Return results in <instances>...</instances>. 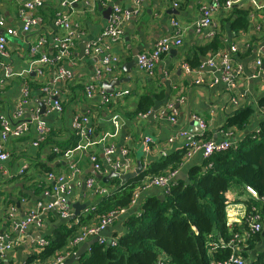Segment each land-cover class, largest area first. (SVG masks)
Returning <instances> with one entry per match:
<instances>
[{"label":"crops","instance_id":"1","mask_svg":"<svg viewBox=\"0 0 264 264\" xmlns=\"http://www.w3.org/2000/svg\"><path fill=\"white\" fill-rule=\"evenodd\" d=\"M88 1L93 6L91 10L87 9L84 0L77 2L75 0H45L44 6L37 11H26L20 14V4L17 0H0V13L5 20L4 26L0 27V33L6 27L20 30L23 18L30 15H37L43 20L40 26L32 27L29 32L8 38V55L3 62L14 71L20 70L24 65L28 51L27 43L41 36L46 38L47 53L50 56L55 54L54 39L51 36L62 31L53 23L57 12L70 14L72 20L83 30V35L76 40L72 50L73 60L71 63L64 62V65L71 69L72 75L68 81H53L47 74L42 79L34 74L29 76L30 94L27 103L23 105V119H29L35 109L40 110V104H45L46 94L41 90L45 84L49 90L56 93L63 105L60 113L49 112L46 109V112L40 116L50 129L45 141L38 146H33L35 134L31 129L25 136L17 139L10 138L5 143V149L10 154V158L0 161V237L7 236L10 240H15V244L6 253L1 264H24L27 257L39 249L38 240L43 239L45 235H50L52 229L63 222L55 212L45 211L40 216V226L32 224L22 233L11 228L12 222L7 216L9 207L14 206V218L17 222L24 218L35 200L43 199L41 195L43 189L41 191L36 189L45 186L44 183H40L46 181L47 172L34 166L36 163L49 166L51 171L48 172L66 177V185L70 190L68 197L71 202L81 199L82 202L91 200L92 204L100 196L93 194L87 187L84 190L82 183L93 175L90 172L92 166L89 159L90 153L97 154L98 160L104 164L103 146L114 145L118 152L120 148L126 149L131 171L136 168L137 161L141 162L143 170L150 161L161 157L162 151L169 153L182 149L185 140L182 132L192 133L200 140L237 141L246 133L257 131L262 120L256 114V108L257 100L264 94V70L255 66L254 61L260 52H264V0H238L236 6L249 12L248 29L232 33L227 30L228 23H225V31L221 32L224 46L219 50L228 49L232 44L238 47L232 54V58L242 67V74L237 79L235 89H231L222 80L219 69L194 67L195 71L203 77L202 84H195L192 79L185 76L182 70V63L192 56L194 48L208 42L215 33L220 32L221 21L230 14V11L219 10L214 15L213 24L197 33L194 30V23L200 17V6L210 0H184L178 8H173L169 0H139V15L135 19L129 16L124 24L120 40L104 48L101 54L93 55L84 52V55H81L79 45L83 40L87 43L101 33L110 19L111 11L108 9L112 3H118L127 11L134 9L132 0H112L110 3H103L102 0ZM173 18L179 21L183 30L182 45L172 48L174 52L171 49L163 54L152 76H148L136 68L135 56L141 51L151 50L159 37L171 34ZM108 53L119 56V63L114 69L112 78H128L127 81L115 87V90L128 89L129 94L118 100L110 99L104 103L101 102L100 91L102 90L106 96L111 95H108L98 84L93 70L99 59ZM205 56L206 54L200 61ZM127 62L133 63L128 72L124 68ZM20 82V78H14L5 88H0V115L5 117L11 115L19 95ZM87 84L94 87L92 98H87L85 95L84 86ZM162 88L168 94H166L168 96L166 102L172 97L184 96V102L177 106L178 114L175 123L169 122L165 115L159 116L157 111L145 117H138L136 113H133L141 93ZM235 96H241L239 107H235L230 100V97ZM247 105L252 106L255 112L244 130L224 129L223 124L227 115ZM114 110L121 115V126L116 134L111 135L113 126L110 115ZM192 113L205 120L204 130L196 131L198 127L190 124ZM77 115L90 117V122L94 126V134L91 136L92 144L86 149L74 150L67 158L54 155L51 149L53 144L73 136L72 123ZM193 128L195 130H192ZM204 132L205 136H203ZM145 137H150L153 141L148 153L143 150ZM202 159L204 157L199 151L189 159L182 158L183 166L199 163ZM21 166H25V170L19 174ZM98 184L102 185L100 181ZM158 190L152 187L139 191L132 208L125 210L123 214L136 211L145 194L158 193ZM241 196L244 200L251 198L247 191H244ZM234 203L246 206L243 201ZM121 216L107 226L100 235L109 238L114 233L121 232ZM262 229L264 230V218Z\"/></svg>","mask_w":264,"mask_h":264},{"label":"built area","instance_id":"2","mask_svg":"<svg viewBox=\"0 0 264 264\" xmlns=\"http://www.w3.org/2000/svg\"><path fill=\"white\" fill-rule=\"evenodd\" d=\"M20 4V14L26 13V11L35 12L39 8L44 6L45 0H17ZM78 0H75L77 2ZM139 0H132L134 9L127 11L120 5L112 3L110 19L101 33L93 40L86 43L84 52L86 54H101L104 48L112 43L120 40L124 24L128 20L129 16L134 19L139 15ZM168 1V0H163ZM173 8H178L184 0H169ZM238 0H210L204 2L200 6V17L194 23V30L197 33L207 29L213 24L214 15L219 10L231 11L236 5ZM103 3H110L112 0H102ZM84 3L88 10L92 9V4L88 0H84ZM131 17V19H132ZM43 20L37 15H30L23 18L22 26L20 30L13 27H6L3 32L0 33V88H5L9 82L14 78H20V91L15 100L14 108L9 117L0 115V161H6L10 158V154L5 149V143L10 138H21L33 129L35 138L32 141L33 146H38L45 141L50 129L45 124L44 120L40 117L39 110L35 109L29 116V119H23V105L27 103L30 94V78L31 74H34L39 79H42L47 74L53 81L65 82L71 77V69L64 65V62L71 63L73 60L72 50L75 46L76 40L83 35V30L80 25L72 20L70 14L57 12L53 23L61 28V32L54 33L51 37L54 39L55 54L50 56L46 51V38L41 36L29 42L27 58L24 60L23 67L14 71L7 66L3 59L8 55V43L9 37H16L19 34L27 33L32 27L40 26ZM5 24L4 17L0 13V27ZM171 26L173 32L168 35L159 37L154 43L151 50L141 51L135 56L136 68L145 73L148 76H152L158 63L160 62L162 55L166 54L172 48H177L182 45V33L183 30L179 25V21L176 18L171 20ZM238 49L237 45L232 44L228 49H222L207 53L202 61H200L198 69L205 67L221 70V78L226 82L231 89H235L237 85V79L242 74V67L240 64H236L233 61L232 54ZM119 63V56L115 54L104 55L94 66V77L97 82L104 80H112V75L116 65ZM255 66H259L264 70V52H260L255 61ZM195 67V68H196ZM195 68L189 66L185 61L182 63V70L185 76L193 80L195 84H202L203 77L195 71ZM100 85V84H99ZM41 90L46 94L45 105L49 112H62L63 105L61 100L56 96L55 92L48 89L45 84ZM84 92L87 98H92L94 95V87L91 84L84 86ZM101 102L107 103L110 99L113 101L123 98L129 94L128 89H119L108 94L106 96L101 90ZM111 97V98H110ZM241 96L230 97L232 104L235 107H239ZM184 102V96L179 95L170 98L162 107H158L156 110H150L145 113H138V117H145L154 111H157L159 116L168 118L169 122L175 123L177 121L178 109L177 106ZM256 114L264 119V106H258L256 108ZM191 120L198 122L201 130L206 127L205 120L195 113L190 116ZM91 119L88 115H77L74 117L72 123V129L74 135L77 137L76 146L73 149L65 150L61 153L58 146L53 145L51 147L52 152L56 155L63 157H69L74 150H82L88 148L91 144V136L94 134V126L91 124ZM110 122L113 126L114 135L118 132L121 126V115L116 110L111 112ZM182 136L185 138L183 150V160L189 159L197 152H202L204 158L210 156L214 152L225 151L229 147L233 146L235 141L232 140H215L207 139L200 140L197 136L189 132H182ZM152 139L145 137L143 140V150L148 153L151 150ZM103 159L104 164L98 160V155L90 153L89 159L93 165L94 171L101 175H107L110 171L118 174H123L131 171L130 160L126 149L115 150L114 145L103 146ZM167 154L166 151H162V156ZM181 162L176 169L166 170L159 175H153L147 177L138 185L133 192V203L137 199L139 191L142 192L148 188H158L160 194H165L169 190L171 184L175 181L178 171L183 167ZM25 170V166H21L18 173L22 174ZM46 181L51 186H44L41 192L43 199L39 198L35 200L32 206L27 210L24 218L20 221H15L14 214L15 208L11 206L7 210V216L12 222L11 228L18 233L24 232L30 225L35 224L40 226V216L45 211H53L57 216L65 221L70 222L73 214V209L69 203V188L66 185V177L64 175H58L52 172L46 173ZM94 175L86 179V187L95 195L103 196L108 193V189L100 184ZM246 191L255 200L264 202V196H258L257 192L251 187H246ZM90 205L84 209V211L92 210ZM125 212V209L119 211L107 212L100 216L95 221L82 226L76 234L68 241L64 250L59 252L57 256L50 260L47 264H62L66 259L75 253L77 248L84 242L90 240V238L97 236V241L103 243L105 238L100 235L107 226L114 223L115 219L121 216ZM226 212V226L231 230L235 224H245L243 228V236L248 237L256 232H259L263 228V217L259 209L254 205L249 208L244 205H238L229 203L225 207ZM72 219V220H71ZM77 223V219L74 220ZM241 236L238 231H233L231 236L227 240H209L207 242L208 251L212 252L216 247H227L231 249L230 256L222 262H211V264H246V259L239 255ZM47 240L40 239L37 244L40 248L45 245ZM111 243H114V239H111ZM15 240H10L7 236L5 238L0 237V264L4 259L6 253L14 246ZM158 264H166V259L162 256L158 258Z\"/></svg>","mask_w":264,"mask_h":264},{"label":"trees","instance_id":"3","mask_svg":"<svg viewBox=\"0 0 264 264\" xmlns=\"http://www.w3.org/2000/svg\"><path fill=\"white\" fill-rule=\"evenodd\" d=\"M248 15V10L235 5L221 21L220 32L215 33L208 42L196 46L185 62L194 68L199 65L203 55L222 48L221 32L225 31V23H228L227 30L232 33L246 31ZM165 92L162 88L141 93L133 113L152 110L168 97ZM257 105L264 106V94L257 100ZM254 112L249 105L237 108L227 115L223 128L244 130ZM76 143L77 137L73 133L69 139L53 145L58 146L62 153L73 149ZM182 156L183 150L178 149L152 160L145 169L123 184L116 177L108 182L100 181L108 193L91 204L92 210H83L72 221H63L55 226L50 235L44 236L47 243L29 255L24 264H47L65 249L82 226L107 212L130 210L134 189L149 176L178 168ZM34 166L51 171L44 164L36 163ZM182 169L185 170V179L176 178L163 195L152 192L145 194L136 211L122 214L121 232L104 237L103 243L96 240L69 264H158L159 256L166 259V264L222 262L230 256L231 249L219 246L209 252L207 242L227 240L233 231H238L241 236L238 253L246 259V264H264V230L244 237L245 224H235L229 230L225 212L227 204L243 201L247 208L254 205L259 209L264 218V202L252 197L244 200L241 196L246 192V187H251L258 196H264V119L260 121L257 131L246 133L227 150L214 152L201 162L185 165ZM42 183L52 185L47 181ZM42 189L40 186L36 191ZM111 239H114V243H111Z\"/></svg>","mask_w":264,"mask_h":264},{"label":"water","instance_id":"4","mask_svg":"<svg viewBox=\"0 0 264 264\" xmlns=\"http://www.w3.org/2000/svg\"><path fill=\"white\" fill-rule=\"evenodd\" d=\"M114 4H118V3H114ZM111 7H110V9H108V11H111ZM130 10H132V9H130ZM85 45H86V40H83L82 43L79 45V50H80L81 55H84ZM171 51L174 52L175 50L172 49ZM132 64H133L132 62L125 63L124 68H125L126 72L129 71V69L132 66ZM127 80H128V78L125 77V78H120V79L104 80L102 82H98V84H100L104 88V90L106 91V93L110 94V93L114 92L115 87H118L120 84H122L123 82H125ZM166 100H167V98L164 101L156 104L153 107V110H156L160 105L165 104ZM45 112H46V105L42 103V104H40L39 114L40 115H43ZM190 124L194 125L195 127H198V129L196 131H201V128H199L198 122L192 120L190 122ZM192 130H195V128H193ZM141 170H142V165H141V162H139V161H137V166H136V168L134 170L129 171V172H126V173H123V174H118L116 172L110 171L107 175H104L103 176L100 173H97L96 171H94L93 165L90 167V172L94 175V177L98 181L108 182L111 178L116 177V178H118L120 180L121 184H123L124 182H126L129 178H132V177L136 176ZM185 177H186L185 170L184 169L179 170L176 178L177 179L178 178L179 179H185ZM82 188L84 190L86 189L85 182L82 183ZM69 203H70V205H71V207L73 209V214L71 216V218L73 219L80 212H82L85 208H87L91 204V200L90 201H86V202H82L81 199H78L75 202H71L69 200ZM121 219H122V217H120V220ZM96 240H97V238H92V239H90V240L82 243L77 248V250L75 251V253L73 255H71L68 259H66L62 264H69V263H71L76 257H78L79 255L83 254L87 250L88 246L91 245L92 243H94Z\"/></svg>","mask_w":264,"mask_h":264}]
</instances>
